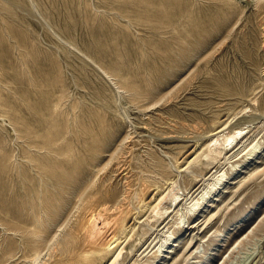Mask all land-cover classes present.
Listing matches in <instances>:
<instances>
[{
  "label": "rangeland",
  "instance_id": "1",
  "mask_svg": "<svg viewBox=\"0 0 264 264\" xmlns=\"http://www.w3.org/2000/svg\"><path fill=\"white\" fill-rule=\"evenodd\" d=\"M262 69L264 0H0V264H264Z\"/></svg>",
  "mask_w": 264,
  "mask_h": 264
},
{
  "label": "bare ground",
  "instance_id": "2",
  "mask_svg": "<svg viewBox=\"0 0 264 264\" xmlns=\"http://www.w3.org/2000/svg\"><path fill=\"white\" fill-rule=\"evenodd\" d=\"M8 14V13H7ZM248 48V47H247ZM249 50V49H248ZM251 51V50H250ZM252 54V53H251ZM255 55V54H254ZM248 59L250 60V62L252 64L255 63V61L252 59L251 60V56H249V53L247 54ZM258 59V58H257ZM248 61V60H247ZM249 63V61H248ZM257 63V62H256ZM258 65V64H257ZM249 66V65H247ZM253 66V65H252ZM255 67V66H254ZM258 68V66H257ZM253 69V68H251ZM256 70V69H255ZM255 70L253 71L254 73ZM264 72V69H262ZM253 77V76H252ZM263 77V76H262ZM54 107V105H53ZM55 108V107H54ZM53 108V109H54ZM66 127V126H65ZM224 129V127H223ZM223 129H219L217 130V134L220 136ZM67 131V130H66ZM79 132V131H78ZM215 132V133H216ZM214 133V134H215ZM223 133V132H222ZM79 134V133H78ZM241 133L236 131L231 135L225 136L224 138L219 139V136L212 138L210 140V143L208 145V153L205 156V158H211L213 160L214 157H217L221 154V152L227 148L231 143H229V141L231 142V140L238 138V136ZM65 138V135H64ZM71 139V138H70ZM61 141V140H60ZM71 142V141H70ZM229 143V144H228ZM238 143V142H237ZM235 148V147H234ZM215 155L214 157H212V155ZM253 154V153H252ZM33 156V155H32ZM53 157V156H52ZM216 159V158H214ZM204 160V159H202ZM209 161V160H208ZM211 161V160H210ZM31 162V161H30ZM212 162V161H211ZM196 167V166H195ZM123 168V167H122ZM198 168V167H196ZM117 172V171H116ZM103 181V180H102ZM9 182V181H8ZM104 182V181H103ZM102 182V183H103ZM217 184V183H216ZM81 185V184H80ZM101 185V184H100ZM104 186V185H103ZM93 187V186H92ZM126 187V186H125ZM10 191V190H9ZM83 191V190H82ZM81 192V191H80ZM98 192V191H97ZM114 192V191H113ZM112 192V193H113ZM82 193V192H81ZM63 194V193H62ZM101 194V193H100ZM111 194V193H110ZM114 194V193H113ZM126 194V193H125ZM47 195V194H46ZM81 195V194H80ZM95 195V194H94ZM104 195V194H103ZM115 195V194H114ZM79 196V194H78ZM77 197V196H76ZM15 198V196H14ZM112 195L111 196H106L103 199L97 198L95 199L90 208H88L87 212L85 213L84 218L82 219V221L79 223V226L75 232V238L77 240V242L71 241V244L73 242L74 244V248L72 250V252L70 253L69 251H67V255L68 262H71L72 260H75L74 257H77L80 254H88V253H94L95 250L97 249V247H99L100 250L102 251H109L111 249V247L113 246V244H115L118 241L116 232L114 231V229L117 227L118 225V219L116 214L114 213V211L112 210ZM204 197H202V200L205 201L203 199ZM115 199V198H114ZM113 199V200H114ZM175 199V198H174ZM4 200V199H3ZM2 202V201H0ZM115 202V201H113ZM138 202V201H137ZM26 203V202H25ZM46 203V202H45ZM75 203V202H73ZM13 204V203H12ZM15 204V203H14ZM18 204V203H17ZM43 204V203H42ZM201 204V203H200ZM6 205V204H5ZM120 205V204H119ZM1 206V205H0ZM3 206V205H2ZM10 205H8L9 207ZM143 206V205H142ZM11 207V206H10ZM8 209V208H6ZM16 210V209H15ZM115 210V209H114ZM5 211V210H4ZM7 211V210H6ZM62 211V210H61ZM129 211V210H128ZM190 211H194L193 209ZM16 212V211H15ZM29 212V211H28ZM21 213V212H20ZM43 213V212H42ZM68 214V213H67ZM53 216V215H52ZM45 217V216H44ZM83 217V216H82ZM64 220V219H63ZM126 220V218H125ZM58 221V220H57ZM121 221V219H120ZM11 222V221H10ZM51 222V221H50ZM53 222V221H52ZM14 223V222H12ZM1 225V224H0ZM61 225V224H60ZM127 225V224H126ZM49 227V226H48ZM51 227V226H50ZM9 228V227H8ZM16 228V227H15ZM13 228H11L12 230ZM48 229V228H47ZM52 229V228H50ZM4 230H6L4 228ZM45 231V230H44ZM74 231V230H73ZM8 232V231H7ZM9 233V232H8ZM21 233V232H20ZM24 233V232H22ZM27 233V232H26ZM122 233V232H121ZM73 234V233H72ZM26 235V234H25ZM3 237V236H2ZM5 237V236H4ZM25 237V236H24ZM122 237V236H121ZM73 239V238H72ZM71 239V240H72ZM20 240V239H19ZM168 240V239H167ZM2 243V242H1ZM121 243V242H120ZM20 244V243H19ZM67 244V242H66ZM99 245V246H98ZM23 247V245H20ZM66 246V245H65ZM116 246V245H115ZM1 248V247H0ZM97 249V250H99ZM4 250V249H3ZM96 250V251H97ZM99 250V251H100ZM133 250V248H132ZM66 252V251H65ZM47 253V252H46ZM74 253V254H73ZM9 254V253H8ZM13 254V253H12ZM11 254V255H12ZM72 254V255H71ZM7 256V255H6ZM5 256V257H6ZM10 257V256H9ZM13 257V256H12ZM11 257V258H12ZM63 253H61L60 251H53V254L51 256V258L53 259H61L63 258ZM110 257V256H109ZM121 257V255H120ZM124 257V256H123ZM3 258V257H2ZM4 259V258H3ZM82 259H90L88 256H84ZM92 259V258H91ZM108 259V258H107ZM106 261V260H105ZM86 262V261H85ZM84 262H81V264H83ZM90 263V261H89ZM114 263V262H113ZM112 263V264H113ZM46 264V263H45ZM100 264V263H99ZM102 264V263H101Z\"/></svg>",
  "mask_w": 264,
  "mask_h": 264
}]
</instances>
